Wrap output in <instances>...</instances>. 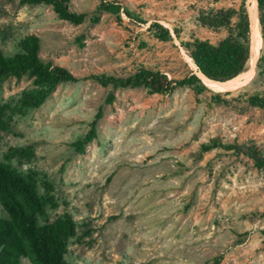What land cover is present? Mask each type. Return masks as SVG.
Returning <instances> with one entry per match:
<instances>
[{"label":"rangeland","instance_id":"374dc122","mask_svg":"<svg viewBox=\"0 0 264 264\" xmlns=\"http://www.w3.org/2000/svg\"><path fill=\"white\" fill-rule=\"evenodd\" d=\"M68 1L72 11L87 15L83 23L59 20L50 6L0 0V50L12 55L21 36L34 34L44 62L79 78L124 77L144 67L179 80L196 73L173 27L185 40L216 44L225 33L201 27L198 15L234 3L107 0L121 6L115 15L98 13L99 0ZM151 23L167 28L172 41H160L148 29ZM259 31L264 59L260 24ZM238 89L217 104L207 87L157 95L88 79L60 83L41 107L19 113L14 108L21 93L36 87L27 76L7 78L0 81L8 123L0 131V162L34 174L40 196L53 198L57 206H46L40 224L72 218L76 232L65 255L70 264H264V168L220 149L200 153L212 139L252 143L264 153V108L248 102L264 99V61ZM109 94L114 101L106 104ZM98 110L96 138L79 154L73 145ZM27 147L31 160L5 159L11 149ZM20 264L31 262L22 258Z\"/></svg>","mask_w":264,"mask_h":264},{"label":"trees","instance_id":"16d2710c","mask_svg":"<svg viewBox=\"0 0 264 264\" xmlns=\"http://www.w3.org/2000/svg\"><path fill=\"white\" fill-rule=\"evenodd\" d=\"M232 1L234 3L226 8L201 10L198 15L201 27L225 33L216 44L197 37L185 40L178 29L173 27L175 38L184 53L191 59L197 71L210 80L224 82L244 73L250 67L251 30L247 0ZM256 2L259 24L264 29V0ZM19 4L50 6L59 20L73 25L83 23L87 17L84 13L72 11L68 0H19ZM120 9L121 6L116 1L99 0L97 6L98 13L119 15ZM92 20L97 22L98 17ZM148 29H155L160 41H172L169 30L158 23H151ZM16 49L12 55H6L0 50V81L27 76L36 87L34 92L21 93L14 108L19 113L41 107L57 85L63 82L76 83L91 79L104 88H144L150 94L157 95H167L188 86H197L199 91L206 89L192 71L182 79L171 81L159 70L144 67L124 77L93 75L79 78L59 65L44 62L39 56L40 39L34 34L21 36L16 43ZM263 61V56L260 55L256 64L257 70L261 68ZM240 92L241 89L214 93L213 100L217 104H226V96ZM113 101L114 96L109 94L106 104ZM248 102L251 106L264 108L262 98L251 96ZM6 111L7 107L0 104V131L8 128ZM101 117V111L98 110L88 132L80 141L74 143L77 153H83L85 145L96 138V124ZM216 149L245 156L253 161L256 168H264V153L252 143L225 144L219 139H212L200 146V153ZM32 157L31 147L11 149L5 155L6 160L19 161H29ZM44 188L49 191V183L45 182ZM46 206L56 208L57 205L51 196H40L34 174L22 175L11 165L0 162V207L5 212V217L0 219V264H20L22 258H27L31 264H70L65 260V255L70 240L75 237V224L67 214L52 222L40 224L39 219L46 215Z\"/></svg>","mask_w":264,"mask_h":264},{"label":"bare ground","instance_id":"6f19581e","mask_svg":"<svg viewBox=\"0 0 264 264\" xmlns=\"http://www.w3.org/2000/svg\"><path fill=\"white\" fill-rule=\"evenodd\" d=\"M247 9H248L250 30H251V60H250V67L248 68L247 71L238 75L235 78H232L224 82L210 80L204 75H202L200 72H198L195 65L192 63L191 59L184 54L185 60L189 64L190 68L196 73V75L201 80L203 85H205L208 89L212 90L213 92L225 93V92L235 91L238 88L245 86L250 81L253 75L261 48V37H260L259 21H258V6L256 0H248Z\"/></svg>","mask_w":264,"mask_h":264},{"label":"water","instance_id":"95a60500","mask_svg":"<svg viewBox=\"0 0 264 264\" xmlns=\"http://www.w3.org/2000/svg\"><path fill=\"white\" fill-rule=\"evenodd\" d=\"M259 58V57H258Z\"/></svg>","mask_w":264,"mask_h":264}]
</instances>
